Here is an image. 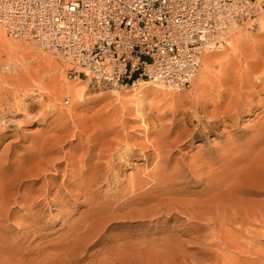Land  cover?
Here are the masks:
<instances>
[{
	"label": "rangeland",
	"instance_id": "1",
	"mask_svg": "<svg viewBox=\"0 0 264 264\" xmlns=\"http://www.w3.org/2000/svg\"><path fill=\"white\" fill-rule=\"evenodd\" d=\"M253 23L176 91L75 80L0 25V264H264V194H241L264 181V8Z\"/></svg>",
	"mask_w": 264,
	"mask_h": 264
},
{
	"label": "built area",
	"instance_id": "2",
	"mask_svg": "<svg viewBox=\"0 0 264 264\" xmlns=\"http://www.w3.org/2000/svg\"><path fill=\"white\" fill-rule=\"evenodd\" d=\"M262 1L0 0V25L64 58L75 80L176 91L191 87L206 48L254 26Z\"/></svg>",
	"mask_w": 264,
	"mask_h": 264
},
{
	"label": "bare ground",
	"instance_id": "3",
	"mask_svg": "<svg viewBox=\"0 0 264 264\" xmlns=\"http://www.w3.org/2000/svg\"><path fill=\"white\" fill-rule=\"evenodd\" d=\"M239 27V26H238ZM238 27H235V28H233L227 35H226V37L232 32V31H234L236 28H238ZM226 37H225V39H226ZM224 39V40H225ZM221 45H222V43H221ZM221 45H219V46H217V47H212V48H206L204 51H203V53H202V56H201V67H202V69L203 70H206V69H208V67H209V54L210 53H208V51L209 50H213V49H215V48H219ZM41 48V47H40ZM205 52V53H204ZM264 78V77H263ZM258 81V80H257ZM256 81V82H257ZM260 81H262V80H259V82ZM263 82V81H262ZM264 83V82H263ZM140 84H149V83H140ZM140 84H138V85H140ZM254 84V83H253ZM260 84V83H259ZM255 85H256V83H255ZM137 85H135V86H132V87H136ZM154 86H158V85H155L154 84ZM261 86H262V84H261ZM205 122V121H204ZM213 123V122H212ZM207 125V124H206ZM262 137V136H261ZM258 142V141H257ZM129 144H130V142H129ZM158 144V143H157ZM257 144V143H256ZM131 145V144H130ZM127 146V145H126ZM153 146V145H152ZM257 146V145H256ZM154 147V146H153ZM122 148V147H121ZM125 148H127L128 149V147H125ZM132 148V147H131ZM146 149V148H145ZM144 149V150H145ZM123 150V149H122ZM120 150H118V152H119ZM126 151V150H125ZM159 151V150H158ZM117 152V153H118ZM157 153V152H156ZM163 153V152H162ZM125 154V153H124ZM126 155V154H125ZM153 155V154H152ZM123 156V155H122ZM121 156L119 155V158H120ZM165 157V156H164ZM159 158V157H158ZM157 158V159H158ZM162 158V156H160V160H162L161 159ZM154 159H155V157H154ZM164 160H165V158H163ZM112 160V159H111ZM118 160V159H117ZM159 160V159H158ZM159 160V161H160ZM158 161V162H159ZM70 162V161H69ZM102 162V161H101ZM116 162V161H115ZM163 163V162H162ZM60 164H61V162H60ZM84 164V163H83ZM113 164H115V163H113ZM48 165H50V164H48ZM89 165V164H88ZM96 165V164H95ZM76 166H78V165H76ZM84 166V165H83ZM113 166V165H112ZM184 166V165H183ZM198 166V165H197ZM73 167H75V165H73ZM100 167V166H99ZM185 167V166H184ZM87 168V167H86ZM89 168V167H88ZM93 168V167H92ZM107 168V167H106ZM198 168V167H197ZM75 169V168H74ZM79 169V168H78ZM90 169V168H89ZM95 169V168H94ZM107 169H109V168H107ZM205 169V168H204ZM84 170V169H83ZM87 170V169H86ZM91 170V169H90ZM104 170H105V168H104ZM103 170V172H105ZM113 170V169H112ZM182 170V169H181ZM201 170V169H200ZM73 172H74V170H72ZM107 171V170H106ZM109 171V170H108ZM186 171V170H185ZM185 171H184V173H185ZM190 171V170H189ZM211 171V170H210ZM99 172V171H98ZM200 172H202V171H200ZM205 172V171H204ZM90 173V172H89ZM97 173V172H96ZM109 173V172H108ZM112 173V172H111ZM197 173V172H196ZM71 174V173H70ZM73 174V173H72ZM75 174V173H74ZM177 174V173H176ZM187 174V173H186ZM194 174L195 173H193V176H194ZM203 174V173H202ZM208 174V173H207ZM213 174V173H212ZM256 174H264V168L263 167H258V168H256ZM87 175V174H86ZM214 175V174H213ZM216 175V174H215ZM231 175V174H230ZM95 176H96V174H95ZM99 176V175H98ZM103 176V175H102ZM175 176V175H174ZM181 176V175H180ZM212 176V175H211ZM210 176V177H211ZM218 176V175H217ZM216 176V177H217ZM228 176V175H227ZM91 177V176H90ZM195 177V176H194ZM213 177V176H212ZM264 177V176H263ZM92 178V177H91ZM102 178V177H101ZM105 178V177H104ZM183 178V177H182ZM208 178V177H207ZM206 178V179H207ZM218 178V177H217ZM216 178V179H217ZM89 179V178H88ZM177 179V178H176ZM179 179V178H178ZM201 179V178H200ZM199 179V180H200ZM203 179V178H202ZM209 179V178H208ZM211 179V178H210ZM213 179V178H212ZM228 179V178H227ZM97 180H99V179H97ZM204 181V180H203ZM96 182V181H95ZM199 182V181H198ZM208 182H210V181H208ZM214 182H216V181H214ZM264 182V181H263ZM262 182V185H261V187H260V189L259 190H257L256 188L255 189H253V190H251L250 188L248 189V190H245V191H243V193L241 192V194H242V196H243V198H247V197H249V196H251V195H262V194H264V183ZM227 183V182H226ZM90 184V183H89ZM176 184V183H175ZM231 184V183H230ZM88 185V184H87ZM177 185V184H176ZM211 185V184H210ZM214 186V185H213ZM218 186V185H217ZM223 186V185H222ZM229 186V185H228ZM246 186V185H245ZM248 186V185H247ZM246 186V187H247ZM242 187H244V186H242ZM253 187V186H252ZM183 188V187H182ZM240 188V187H239ZM85 189V188H84ZM178 189V188H177ZM227 189V188H226ZM225 189V190H226ZM234 189V188H233ZM181 190V189H180ZM183 190V189H182ZM213 190H214V188H213ZM223 190V189H222ZM236 190V189H235ZM173 191V190H172ZM206 191V190H205ZM180 192V191H179ZM182 192V191H181ZM207 192H209V190L207 191ZM177 194H178V192H176ZM206 193V192H205ZM204 193V194H205ZM174 194V193H173ZM208 194V193H207ZM207 194H205V196L207 195ZM213 194V193H212ZM238 194V193H237ZM236 194V195H237ZM240 194V193H239ZM179 195V194H178ZM182 195V194H181ZM184 195V194H183ZM199 195V194H198ZM217 195V194H216ZM174 196V195H173ZM207 196H210V194L209 195H207ZM23 197H24V195H23ZM48 197V196H47ZM178 197V196H177ZM177 197H175V198H177ZM198 197V196H197ZM202 197H203V195H202ZM211 197V196H210ZM19 198V197H18ZM26 198V197H25ZM28 198V197H27ZM26 198V199H27ZM205 198V197H204ZM217 198V197H216ZM47 200H48V198H46ZM201 199V198H200ZM214 199V198H213ZM154 199H152V201H153ZM173 200V199H172ZM194 200H197L196 198L194 199ZM207 200V199H206ZM209 200V199H208ZM217 200V199H216ZM29 201V200H28ZM41 201V200H40ZM43 201V200H42ZM49 201V200H48ZM146 201V200H145ZM151 201V200H150ZM175 201V200H174ZM173 201V202H174ZM178 201V200H177ZM176 201V202H177ZM205 201V200H204ZM237 201V200H236ZM44 202V201H43ZM147 202H149L148 200H147ZM147 202H145V203H147ZM167 202V201H166ZM195 202H197V201H195ZM40 203V202H39ZM144 203V202H143ZM150 203V202H149ZM187 203V202H186ZM46 204V203H45ZM148 204V203H147ZM174 204H175V202H174ZM196 204H200V202L198 203H196ZM264 204V202H260L259 203V205H263ZM36 205V204H35ZM34 205V206H35ZM233 205V204H232ZM169 206V205H168ZM197 206V205H196ZM200 206V205H199ZM202 206V205H201ZM247 206V205H246ZM193 207V206H192ZM198 207V206H197ZM264 207V206H263ZM31 208V207H30ZM29 208V209H30ZM33 208V207H32ZM169 208H170V206H169ZM234 208V207H233ZM210 209V208H209ZM241 209V208H240ZM239 209V210H240ZM243 209H245V208H243ZM247 209H248V207H247ZM32 210V209H31ZM172 210V209H171ZM190 210V209H189ZM215 210V209H214ZM238 210V209H237ZM249 210V209H248ZM247 210V211H248ZM263 210V209H262ZM30 211V210H29ZM168 211V210H167ZM202 211V210H201ZM245 211V210H244ZM31 212V211H30ZM29 212V213H30ZM170 212V211H169ZM197 212H200V211H197ZM197 212H195V213H197ZM242 212V211H241ZM192 213V212H191ZM232 213V212H231ZM242 213H244V212H242ZM246 213V212H245ZM248 213H249V211H248ZM30 214H32V213H30ZM36 214V213H35ZM35 214H33V215H35ZM190 214V213H189ZM247 214V213H246ZM260 213H258V215H259ZM264 214V213H263ZM29 215V214H28ZM38 215V214H37ZM177 215V214H176ZM208 215V214H207ZM247 215H249V214H247ZM219 216V215H218ZM236 216V215H235ZM246 216V215H245ZM245 216H243V215H241V214H237V219L238 220H240L241 221V223H244L245 221H246V218H245ZM250 216V215H249ZM36 217V216H35ZM176 217V216H175ZM199 217V216H198ZM207 217V216H206ZM208 218V217H207ZM26 219V218H25ZM31 219V218H30ZM33 219V218H32ZM226 220V222H227V219H225ZM253 220V219H252ZM254 220L257 222V223H259V225L260 224H263L264 223V216H260L259 215V217L257 216V217H255L254 218ZM31 221V220H30ZM211 221V220H210ZM214 221V220H213ZM34 222H36V221H34ZM193 222V221H192ZM228 222H229V220H228ZM6 223H7V221H6ZM30 223V222H29ZM224 223V222H223ZM35 224V223H34ZM205 225H206V223H204ZM204 224H203V226H204ZM229 224V223H228ZM245 224V223H244ZM249 224H250V222H249ZM215 225H217L216 223H215ZM33 226V225H32ZM230 226V225H229ZM6 227V226H5ZM9 227V226H8ZM188 227V226H187ZM197 227V226H196ZM199 227V226H198ZM202 227V226H201ZM211 227V226H210ZM242 227V226H241ZM253 227V226H252ZM26 228V227H25ZM208 228V227H207ZM231 228V227H230ZM240 228V227H239ZM28 229V228H27ZM203 229V228H202ZM236 230H238V229H236ZM249 230V229H248ZM222 231V230H221ZM246 231V230H245ZM32 232V231H31ZM227 232V231H226ZM34 233V232H33ZM216 233V232H215ZM215 233H213V234H215ZM4 234V233H3ZM223 234V233H222ZM221 234V235H222ZM243 234V233H242ZM212 235V234H211ZM216 235V234H215ZM219 235V234H218ZM224 235V234H223ZM241 236V235H240ZM245 236H246V233H245ZM223 237V236H222ZM225 237V236H224ZM238 237V236H237ZM6 238V237H5ZM219 242V241H218ZM48 261V260H47Z\"/></svg>",
	"mask_w": 264,
	"mask_h": 264
}]
</instances>
